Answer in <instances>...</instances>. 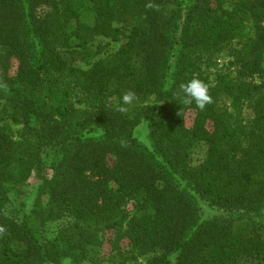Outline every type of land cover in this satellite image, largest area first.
I'll list each match as a JSON object with an SVG mask.
<instances>
[{"label": "trees", "instance_id": "obj_1", "mask_svg": "<svg viewBox=\"0 0 264 264\" xmlns=\"http://www.w3.org/2000/svg\"><path fill=\"white\" fill-rule=\"evenodd\" d=\"M106 231L116 264H264V0H0V264H95Z\"/></svg>", "mask_w": 264, "mask_h": 264}, {"label": "rangeland", "instance_id": "obj_2", "mask_svg": "<svg viewBox=\"0 0 264 264\" xmlns=\"http://www.w3.org/2000/svg\"><path fill=\"white\" fill-rule=\"evenodd\" d=\"M120 28L122 30L125 31L126 34H129L130 29L125 27V26H120ZM127 42V40L124 38L122 39L120 42H112L109 39L106 38H97L95 44H93L94 49L96 50L98 47H100L102 49L101 54L99 55V57L95 60H99V59H103L106 58L107 56L115 53L116 51L119 50V48L125 44ZM231 57H229L227 55L226 52H224L218 60L217 66L214 68H210L207 70V74L210 76V80L211 82H213L212 80L215 78V75L217 74L218 70H225L228 69V65L231 61ZM76 66L80 69H88L89 66L87 64H85L82 61H78L76 63ZM252 81L255 82H260L259 78H254L251 79ZM193 121V114H189L188 118H187V125L190 126L192 124ZM10 130L11 133L13 134L14 137H18L19 132L22 130V127L20 126H14L11 125L10 126ZM135 135L140 139V141L147 145L150 146V138H149V131L147 128V125L141 124L135 131ZM206 151L207 148L204 144H200L199 146H197L194 150H193V162L195 165H199L200 163H202L206 157ZM110 162L113 161L112 157H109ZM33 182V181H32ZM12 199L14 200V196H12ZM18 204V203H17ZM129 210L132 212H134V207L132 204H130L129 206ZM5 213L7 215H11V216H16L17 217V212L15 211L14 205L13 203H10L6 208H5ZM201 213H202V217L203 219H207L210 218L211 216H214L215 214H217V211L215 209H213L208 203H201ZM69 220L61 219L59 221H55L52 223H49L46 226V230L48 232L49 236H54L56 235V233H58V231L60 229H62L65 225H67V222ZM101 235V242H102V246H101V253H99V258L97 259V262L95 264H116L118 258V251L116 252L115 250V246L112 244V242L116 239V234L114 231H106ZM121 250L123 252H126L129 249V245L127 241H121L120 242V246ZM131 255H129L128 257H130ZM133 256H137L138 257V261L142 264H147L150 257L149 256H141V255H137L133 254ZM132 256V258H133ZM63 264H93L92 262H90L89 260H85L82 261L80 263H74L70 260H66Z\"/></svg>", "mask_w": 264, "mask_h": 264}, {"label": "clouds", "instance_id": "obj_3", "mask_svg": "<svg viewBox=\"0 0 264 264\" xmlns=\"http://www.w3.org/2000/svg\"><path fill=\"white\" fill-rule=\"evenodd\" d=\"M181 99L184 104H195L196 108L204 111L206 107L214 102L210 94V85L203 80L193 77L180 84ZM136 100L135 94L128 92L122 95L117 102V110L126 111L127 105H131Z\"/></svg>", "mask_w": 264, "mask_h": 264}]
</instances>
